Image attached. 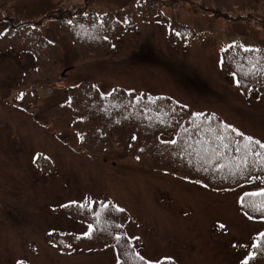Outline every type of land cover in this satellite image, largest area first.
Returning a JSON list of instances; mask_svg holds the SVG:
<instances>
[{
	"label": "rangeland",
	"instance_id": "374dc122",
	"mask_svg": "<svg viewBox=\"0 0 264 264\" xmlns=\"http://www.w3.org/2000/svg\"><path fill=\"white\" fill-rule=\"evenodd\" d=\"M133 1L96 0L105 8ZM233 1L226 18L197 3L162 5L163 13L193 26L194 43L191 39L182 46L166 37L165 23L150 2L148 22L135 21L113 42L114 48L105 45L95 56L80 54L56 22L47 21L46 31L57 40L61 56L52 73L45 71L52 51L36 64L37 53L30 56L4 39L7 28L0 21V264H135L143 254L152 264H162L163 257L176 264H237L245 259L249 236L261 224L245 219L237 196L262 183L244 180L214 188L192 179L209 164L210 169L220 168L206 151L209 140L196 129L203 121L222 137L223 129L214 121L219 115L224 128L231 125L264 143V57L249 56L232 44L236 40L244 47L264 48V26L258 21L264 20V0ZM75 2L82 0H0V9L37 20L50 9ZM224 60L256 71L263 84L222 69ZM37 65L38 71L33 70ZM62 68L66 74L58 77ZM102 77L104 90L116 85L166 94L188 106L189 114L182 118L173 107L138 112L142 126L119 125L102 139L90 125L84 136L78 123L70 125L73 112L57 106L64 100L61 89ZM23 83L35 88L29 111L12 103ZM135 127L145 131L131 135ZM171 157L176 158L174 166L167 162ZM69 201H85L88 215L62 213L59 206ZM100 203L111 209L102 224L93 221ZM89 224L95 228L84 237ZM114 228L121 233L115 236ZM122 233L130 236L125 250L120 249ZM72 235L84 237L82 244L73 241L68 254L58 252Z\"/></svg>",
	"mask_w": 264,
	"mask_h": 264
},
{
	"label": "trees",
	"instance_id": "16d2710c",
	"mask_svg": "<svg viewBox=\"0 0 264 264\" xmlns=\"http://www.w3.org/2000/svg\"><path fill=\"white\" fill-rule=\"evenodd\" d=\"M8 1L11 0H3V3ZM178 1L197 3L204 11L224 18L229 17L227 13L229 10L228 6L234 3L233 0H224L225 4L221 3L222 0H138L136 3L128 5L127 7L112 9L103 7L102 5L104 4L97 3L96 0H82V2H75L50 9L45 12L44 15L37 18V20L33 17L21 18L19 15L7 12L1 8L0 21L8 23V30L3 36L4 39L13 42L15 46L11 44L10 46L12 48L37 53L35 59L36 64L41 62L44 57H48L47 50L50 49L52 53L49 54L50 57L46 62L45 71L52 73L53 67L60 63L61 56L57 44L49 39L47 40L42 34L41 29L45 27L47 21L56 22L59 31L62 33V37L72 45H77L81 54L95 56L98 53H102L105 45L110 43L113 44V41L120 40L123 30L132 26L138 17H142V20H145L147 18V16L144 15L146 14L145 7L148 3L155 2L160 5H170L172 3H178ZM87 8L89 9L87 10ZM95 8H99L102 11H95ZM165 16L166 19L169 20L167 38L173 41L174 45L182 46L188 44L191 39L194 43L196 36L190 25L181 23L172 16ZM177 33H179V35ZM184 40L186 42L181 44ZM223 65L225 68L227 65L232 66V62L225 60ZM33 70L38 71V65L37 68ZM249 71L251 74L258 75L256 71ZM79 92L80 91L77 90V94H79ZM68 93L72 100L75 101L77 99L75 88L69 89ZM116 98L118 100L117 106L111 103L98 104L91 110V114L94 118L91 119L90 125L95 126L94 132L97 138L101 136L107 137L116 127H119V125H143L138 117V112L141 114L143 112L138 110L139 101L134 98L133 94L130 92H120L117 94ZM78 100L79 104L83 106L85 113L88 114L90 101L92 99L88 100L83 97H78ZM174 108L177 114L182 118L189 114L188 110L181 104L174 103ZM133 119H135V123L132 122ZM82 133H84V136L89 134V128L85 131L83 130ZM85 140L84 137L83 141ZM224 154L226 157L231 155L229 150L225 151ZM228 163H232V161L228 159ZM262 167H259V169L261 175H264V165H262ZM236 169H238L236 175L240 174L243 170L242 167L238 166ZM79 204H85V201H69V203L60 205L59 210L65 215H69L71 218L73 215L77 217L88 215V210L79 207ZM246 209L250 212H257L254 211L251 206H246ZM110 211L111 209L108 204L100 203L98 212L93 221H99L101 224L108 221L110 219ZM243 211L246 212L245 208ZM112 212L116 214L114 209H112ZM118 216L124 221V215L118 214ZM93 228L95 227L93 226ZM114 229L115 232L118 230L116 228Z\"/></svg>",
	"mask_w": 264,
	"mask_h": 264
},
{
	"label": "snow or ice",
	"instance_id": "6c2138e0",
	"mask_svg": "<svg viewBox=\"0 0 264 264\" xmlns=\"http://www.w3.org/2000/svg\"><path fill=\"white\" fill-rule=\"evenodd\" d=\"M177 34L179 35V33H177ZM248 50L249 49H247V48L245 49V51H248ZM18 98L22 99L23 98V93H21L20 97H18ZM196 115L199 116L200 113H196ZM225 127L231 128L232 126L231 125H226ZM233 131H236V130L233 129ZM239 135L243 136L244 139L248 142V144L245 145L246 148H248V145L249 144H251V143L254 142L260 148L264 149V143H261V141H259V140L253 141V137H251V136H244L243 133H239ZM220 139H223V138L220 137ZM170 142L171 143H175V141H170ZM225 147H227V145H225ZM237 151H239V149H237ZM253 155H255L258 158V160L260 161V163L264 164V153H262V152H254ZM242 163L246 166V164H247L246 158L242 161ZM245 195L262 198V202L261 203H259V204L253 203L252 204V207H253V210L254 211L264 212V189H260L259 191H256V192H253V193H246ZM73 203H75V202H73ZM78 206L81 207V208H86L88 205L85 203V204H79ZM119 210L120 211H123V209H119ZM246 215H247V213H246ZM249 218L251 219V217H249ZM117 227H119V226H117ZM221 227H223V225H221ZM92 232H93V225L92 224H89L88 225V231H86L85 233H83V235L90 237L92 235ZM260 236L261 237H264V233H260ZM116 238L119 239L120 237L117 236ZM69 247H70V245H69ZM137 255H139V254L137 253ZM252 255H254V254H249V257H246L241 262V264H248V259H250ZM140 259L143 260L144 257L140 256ZM21 264H22V262H21Z\"/></svg>",
	"mask_w": 264,
	"mask_h": 264
}]
</instances>
